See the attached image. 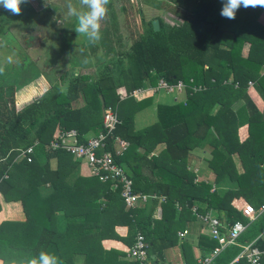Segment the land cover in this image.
Instances as JSON below:
<instances>
[{
    "label": "trees",
    "instance_id": "16d2710c",
    "mask_svg": "<svg viewBox=\"0 0 264 264\" xmlns=\"http://www.w3.org/2000/svg\"><path fill=\"white\" fill-rule=\"evenodd\" d=\"M223 2L167 0L174 24L155 17L158 31L153 32L149 22L144 35L125 52L126 70L118 71L123 74L118 81L111 76L112 67L106 66L96 76L73 77L65 93L53 86L15 111L12 88L38 72L24 78L19 67L16 78L4 79L10 90L0 93V196L4 202H18L25 218L0 223L1 264H28L41 252L54 254L58 264H74L76 259L79 264H137L126 257L137 233L147 244V255L159 264L164 250L180 244L178 232L193 218L194 205L197 213L216 214L219 231L234 222L244 224L236 243L253 242L264 251V211L249 221L230 205L241 198L253 210L264 207V119L261 106L252 99L253 86L264 104V7L241 6L236 18L228 19L220 15ZM159 80L170 86L180 82L184 97L171 107H159L154 123L135 129L134 114L150 100H121L116 91L154 87ZM247 82L253 85L248 87ZM98 96L103 109L114 110L118 120L103 151L111 152L123 168L134 193L154 196L141 207L126 209L118 186L79 175V162L46 147L59 132L73 130L81 143L87 133L102 132ZM78 100L82 105L72 107ZM237 103L246 112L247 136L241 142L233 110ZM115 138L127 143L116 156L111 145ZM34 143L38 145L28 162L18 158ZM159 145L162 148L153 154ZM199 145L210 150L206 166L213 175L211 182H193L187 170L190 152ZM232 155L239 159L240 174ZM50 160L54 168L49 167ZM222 183L226 191L218 195L215 189ZM158 197L164 201L158 202ZM117 226L126 227L124 237L115 234ZM198 239L202 258L217 246L208 233ZM105 240L120 242L122 250L105 249ZM186 244H181L183 259L194 264ZM239 250L227 247L211 264H227ZM235 264L249 263L240 259ZM257 264H264V256Z\"/></svg>",
    "mask_w": 264,
    "mask_h": 264
},
{
    "label": "rangeland",
    "instance_id": "374dc122",
    "mask_svg": "<svg viewBox=\"0 0 264 264\" xmlns=\"http://www.w3.org/2000/svg\"><path fill=\"white\" fill-rule=\"evenodd\" d=\"M71 2L78 10L81 9L79 0ZM166 2L167 0H110L106 5V17L101 21V39L95 44L88 42L74 30L77 20L76 17L67 15V0H27V5L20 6V15H13L3 8L0 11V68L4 72L0 73V93L6 95L9 92L10 87L4 79L9 81L16 78L19 67V75L24 78L37 72L38 74L12 90L15 111L39 98L53 86H58V90L65 93L67 84L73 77H93L106 66L112 67V78L120 80L123 74L118 71L124 70L127 64L124 54L133 42L144 35L149 22L157 17L164 24H174L171 7ZM56 22L57 27L54 26ZM8 57H12L11 64L7 63ZM118 60L122 63L118 64ZM174 92L182 91L174 90L171 93ZM182 94L183 92L177 98L178 101L182 99ZM172 97L164 96L163 102L170 103ZM81 105L80 100L72 103V107ZM237 105L234 108L241 109L242 105ZM146 109L134 116L135 129H141L155 121L154 113L146 112ZM161 148L162 145H159L152 153L156 154ZM194 153L200 154V151ZM190 163H193L192 166ZM195 163L187 161L191 170L194 172L197 169L198 173L199 165ZM193 172L190 171L191 174ZM202 180L207 181L199 173L196 178L193 175V182ZM212 180L211 176L210 181ZM74 264H77V260Z\"/></svg>",
    "mask_w": 264,
    "mask_h": 264
},
{
    "label": "built area",
    "instance_id": "2783aa9c",
    "mask_svg": "<svg viewBox=\"0 0 264 264\" xmlns=\"http://www.w3.org/2000/svg\"><path fill=\"white\" fill-rule=\"evenodd\" d=\"M261 67L264 70V60ZM252 85V82H247L248 87H251ZM155 90H162L166 93H171L174 90L182 91V84L178 82L175 85L170 86L162 80H159ZM103 114L102 132H99L97 135L88 137L81 143L77 141V134L75 131H63L59 132L56 136V140L49 143L46 147L50 151L59 149L68 153L74 161H77L80 165L86 167L89 177L93 176L100 182H110L113 183L114 186H118L120 189V198L126 209L141 207L148 199L154 198V196L134 193L132 191V181L126 176L123 168L115 163L111 152L103 151L107 139H109L114 127L118 123L116 113L111 108L107 107L103 109ZM37 145L38 143H34L24 151H20L18 158L25 157V160L28 162L29 155ZM111 145L115 156L121 154V152L127 147V143L118 138L113 139ZM100 150L101 152L98 153ZM157 199L158 202L164 201L163 197H158ZM176 208L178 209V206H176ZM190 211L196 219L207 227L209 237L216 241L217 244L208 256L196 260L194 264H211L225 248L230 246H238L240 250L227 264H235L240 259H244L249 264H257L260 257L264 256V251H260L254 247L253 242H249L245 245H238L236 243V240L245 230L244 224L234 222L228 227V229L219 231V221L215 217H212L209 212L197 213L193 207ZM240 212L244 217L250 220L253 219L256 214L250 206H244ZM186 234L187 231L185 229L178 232L179 240H181ZM146 250L147 244L144 242L143 237L137 233L134 237L131 248L126 253V257L136 261L137 264H155L153 258L147 255ZM178 264L187 263L180 262Z\"/></svg>",
    "mask_w": 264,
    "mask_h": 264
},
{
    "label": "crops",
    "instance_id": "0c3cea01",
    "mask_svg": "<svg viewBox=\"0 0 264 264\" xmlns=\"http://www.w3.org/2000/svg\"><path fill=\"white\" fill-rule=\"evenodd\" d=\"M22 5H27L26 3H22L20 6L22 7ZM3 10V6L0 5V11ZM55 27H57V22L56 24H54ZM32 48H30L31 50ZM158 83V82H157ZM157 85V84H156ZM155 87H145V88H140V89H136L130 93H126L124 91V89L122 87H120L116 92L119 95L121 100L130 98L132 100H134L135 102H139L141 100H146L149 99L150 100V105L148 107H146V112L151 111L152 113H154L155 118L157 116V109L160 108H165V107H171L173 106L176 102H178L177 98H179L181 96V93H166L163 92L162 90H155ZM160 95V96H159ZM167 95H171L172 100L170 103H165L163 102V97L167 96ZM184 97V94H182ZM40 96V95H39ZM182 97V99H183ZM37 99V98H36ZM181 99V100H182ZM252 99L254 100V102L256 104H259L260 107V114L262 116V118L264 119V104H263V98L262 96L259 94V92L254 89V87L252 86ZM180 100V101H181ZM30 103V102H29ZM28 103V104H29ZM27 105V104H26ZM25 105V106H26ZM241 105V104H240ZM238 106L237 104L234 106L236 107ZM241 107V106H240ZM234 113L236 114V117L239 121V127L237 130V136L239 141H243L246 136H247V132H246V112L244 109L238 108L235 109L233 108ZM138 113H140V111L136 112L134 114V116H136ZM134 118V117H133ZM156 121V119H155ZM154 121V122H155ZM153 122V123H154ZM89 135H92L91 133H87L84 138H88L91 137ZM200 151V154L194 153L195 151ZM210 156V150L206 147L203 146L201 147V145H199L197 148H195L194 150H192L190 152V157H189V161H195V164L199 165V169H198V173L200 176H203L207 179V181L204 182H211V176L213 178V175L211 173V171L207 168L206 166V161ZM231 161L234 165V169L236 171V173L240 174L241 173V168H240V164H239V159L237 157V155H232L231 156ZM51 164H49L50 168H54L55 162L54 161H50ZM193 163H190V165L192 166ZM191 166H188L187 170L190 172H193L191 170ZM261 168L264 170V163L261 165ZM78 173L81 176H85L88 177V170L86 169L85 166L83 165H79L78 167ZM197 169H195V171L192 173L194 175V177L196 178L197 176ZM218 195L223 194L226 191V187L225 185H220L218 186V188L215 189ZM47 188L43 190V193L47 192ZM230 205L237 211H241V209L244 206H249L246 202H244L243 199L241 198H237V199H233L230 203ZM197 205H194L193 208H197ZM264 211V207L262 209L259 210H254L255 217H257L258 215H260L262 212ZM210 214L212 215V217H215L216 214L212 211H209ZM58 217H60L61 212H57L56 213ZM257 215V216H256ZM193 218L189 219L188 221H186V223L184 224L183 229H185L187 231V234L180 240V244L176 245L174 247H171L167 250L163 251L162 254V260L160 264H178L180 262H185L183 259V255H182V247L181 244L182 242L187 243L186 245L189 246V253H191V257L193 259V261L195 262L198 259H201L202 257L200 256V251L198 249V241H199V237L200 236H207V227L202 224L198 219H196L194 217V215H192ZM154 217L156 219L159 218V210H157L154 213ZM217 217V216H216ZM253 217V219L255 218ZM24 214L22 212L21 206L18 202H4L0 196V223L3 221H18V222H22L24 221ZM248 219V218H247ZM253 219H248L249 221H253ZM59 220V218H58ZM59 224H62V220H59ZM246 227V226H245ZM114 232L116 235H118L119 237H124L126 235V227L123 226H117L114 228ZM180 232V231H179ZM262 236L264 238V230L262 232ZM186 240V241H185ZM102 246L105 249H109V248H113L116 250H122V245L120 242L114 241V240H105L102 242ZM78 258V257H77ZM77 260V264L80 263L79 259ZM160 261V260H159ZM1 264V261H0Z\"/></svg>",
    "mask_w": 264,
    "mask_h": 264
},
{
    "label": "clouds",
    "instance_id": "9594fccd",
    "mask_svg": "<svg viewBox=\"0 0 264 264\" xmlns=\"http://www.w3.org/2000/svg\"><path fill=\"white\" fill-rule=\"evenodd\" d=\"M109 2L110 0H79L81 9L78 10L73 6L71 0H67V15L74 16L77 20L74 30L92 44L101 39V21L106 17V5ZM22 3H27V0H0V5L13 15L21 14L20 5ZM241 6L244 8L264 7V0H225L220 15L228 19H235L236 11ZM7 63H12V57L7 58ZM3 72L4 69L0 68V73ZM28 264H58V258L54 254L41 252L38 258L30 259Z\"/></svg>",
    "mask_w": 264,
    "mask_h": 264
},
{
    "label": "water",
    "instance_id": "95a60500",
    "mask_svg": "<svg viewBox=\"0 0 264 264\" xmlns=\"http://www.w3.org/2000/svg\"><path fill=\"white\" fill-rule=\"evenodd\" d=\"M150 24H151L152 31L157 32L158 31V21L156 19H153V20H151ZM98 99L100 102V114H101V117H103V115H104L103 114V101H102L100 96H98ZM30 102H32V101H30Z\"/></svg>",
    "mask_w": 264,
    "mask_h": 264
},
{
    "label": "flooded vegetation",
    "instance_id": "af4514ba",
    "mask_svg": "<svg viewBox=\"0 0 264 264\" xmlns=\"http://www.w3.org/2000/svg\"><path fill=\"white\" fill-rule=\"evenodd\" d=\"M14 89H15V87L12 88V90H14Z\"/></svg>",
    "mask_w": 264,
    "mask_h": 264
}]
</instances>
